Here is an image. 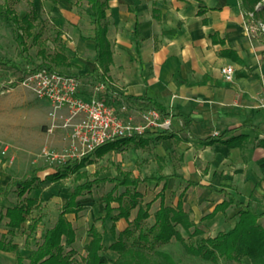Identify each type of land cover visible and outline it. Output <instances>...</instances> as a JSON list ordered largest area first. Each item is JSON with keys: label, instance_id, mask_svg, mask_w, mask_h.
I'll return each instance as SVG.
<instances>
[{"label": "rangeland", "instance_id": "obj_1", "mask_svg": "<svg viewBox=\"0 0 264 264\" xmlns=\"http://www.w3.org/2000/svg\"><path fill=\"white\" fill-rule=\"evenodd\" d=\"M30 1L38 9L39 16L35 31L40 30V40L36 42L32 37L27 36V47L21 55L19 52L21 46L18 45L14 37L10 21L0 14V59L15 60L23 68L31 69L42 62H51L52 64L51 55L56 51H61L68 56L70 61H79L84 64L87 54H91L89 51L84 53L79 49L77 33L74 29L82 26L83 32L87 33L90 30L89 24L92 20L87 0H59V2L54 0H0V4L11 6L21 17L30 9ZM77 15L79 20L76 19ZM53 66L62 73L79 76L85 95H96L105 99L125 119L146 121L144 107L124 99L120 92H113L105 88L97 89L96 86L99 82L88 73L89 69L83 68L82 71L72 65L56 63H53ZM22 75L25 74L15 66L0 63V171L10 174L14 168L17 176L23 178L26 173L38 166L41 179L38 181V185L23 194H19L17 186H13V190L9 194L1 196L0 209L2 212L7 206L25 202L29 196L36 197L37 202L26 214L27 219L15 230L14 234L8 231V217L0 216V232L5 235L3 238L18 244L16 250L0 249V264H16V257L19 253L24 255L25 262H28L31 250L43 240L46 230L54 225L67 200L68 193L78 183L87 180L93 181V184L90 190L85 188L82 194L77 196V202L81 209L78 213H66L76 230V238L71 244L63 240L64 251L71 253L75 264H84V257L87 253L86 244L91 238L89 228L93 223L103 232L102 259L105 260V264H116L119 253L111 249L110 244L116 239L111 227L112 216L119 211L118 202H113L114 209L106 215L103 196L114 187L116 192H122L126 188L124 184L117 183L116 180L122 179L125 172L130 173L132 177L141 179L138 189L143 194L144 203L154 199L165 181L163 178L159 184H156L152 180L145 179L151 175L166 177L165 201L167 204L175 205L180 193L184 190L186 207H189L193 213H190V216L203 230L202 233L189 235L178 224L177 227L187 243L197 242L203 236H213L217 230L233 224L237 213L235 206L225 211L224 215L219 213L212 218L202 219L201 217L203 216L202 212L208 211L212 200L206 188L189 185L187 179L203 182L216 181L219 184L221 178H225L228 174L231 177L232 171H236L234 167L230 166L231 163L220 159L225 153L218 147L203 146L194 138L181 142L172 138H163L155 131L154 134L144 136L148 138V142L145 144H137L134 141L119 144L102 154L93 153L89 159L84 160L83 166L77 170L68 171L67 176L57 181L43 179L47 172L62 168L64 161L69 157L61 155L55 158L50 157L46 153H42V148L47 147L48 150L62 153L64 145L68 142V129L62 125L64 119L59 115L55 120L51 119L49 124H44L42 130L38 128L39 118L45 116L47 111L51 118L49 114V111L52 110L51 104L49 101L37 97L27 85L21 83ZM65 112L67 111L65 110ZM176 123L178 126L180 125L178 121ZM176 123L172 122L171 129L176 128ZM160 129L162 128L159 127L158 130ZM59 133L63 139L58 143H51L49 139L51 140L53 135H59ZM76 157L78 156L71 158ZM215 159L219 164L214 163ZM101 177L106 179L101 180ZM4 183H0V191L5 185ZM159 201L160 198H157L152 202L149 208L150 216L143 222L144 228L154 222V214L159 206ZM257 201L260 207L263 200L258 199ZM136 212L137 207L131 210L130 219L134 218ZM35 217L40 219L36 228L31 230L29 223ZM127 225L128 221L124 218L118 219L116 232L118 233ZM137 234L138 230L135 231L134 236ZM155 248L172 254L179 264H216L201 255L188 251L184 243L175 237L167 242L157 243ZM148 252L154 257H159V254L152 249H149ZM246 260L248 261H244V264H251L249 259ZM220 262L237 264V261L225 258H220Z\"/></svg>", "mask_w": 264, "mask_h": 264}, {"label": "crops", "instance_id": "obj_2", "mask_svg": "<svg viewBox=\"0 0 264 264\" xmlns=\"http://www.w3.org/2000/svg\"><path fill=\"white\" fill-rule=\"evenodd\" d=\"M249 1H107L112 61L106 74L112 91L122 95L148 94L168 110L183 113L190 120L189 133L182 131L183 119L175 117L173 121L180 125L176 123V128L172 129L180 130L181 138H168L181 142L194 138L203 146L218 147L226 154L220 159L231 163L236 171H232L231 177L228 174L219 178V184L187 179V182L201 183L188 184L206 188L212 200L208 211L202 212L203 216L228 198L225 190L244 204L264 212V146L259 143L264 134L252 127L257 125L264 129V33H248ZM89 9L92 12L91 7ZM256 15L264 20L263 9ZM76 19H80L78 15ZM89 28L90 33L83 32L82 26L74 29L79 49L91 54H87L84 64L73 62L77 70L91 71L97 66L93 22ZM227 64L234 66L231 79H226L221 72V67ZM50 122L47 111L39 118L38 128L42 130L43 125ZM235 127L232 134L248 135L241 144H204L198 139ZM62 139L59 133L49 141L58 143ZM214 163L219 164L216 159ZM11 173L0 171V183L6 185L13 177H18L14 168ZM182 192L184 209L193 214L186 207L185 192ZM258 199L263 200L260 207ZM233 206L237 208L233 224L217 232L230 229L238 220L241 206L236 204L214 216L224 215ZM259 222L264 226V214ZM246 259L251 262L244 256V261H248Z\"/></svg>", "mask_w": 264, "mask_h": 264}, {"label": "trees", "instance_id": "obj_3", "mask_svg": "<svg viewBox=\"0 0 264 264\" xmlns=\"http://www.w3.org/2000/svg\"><path fill=\"white\" fill-rule=\"evenodd\" d=\"M107 1L108 0H87L92 9L91 20L94 24V34L92 37L95 41L97 51L95 57L97 66L89 71V73L98 81L103 82L107 90L112 91V84L106 74L112 61V45L108 37L106 13ZM258 1L259 0H250V10L246 12L254 10L256 15L257 12L262 9L264 10V6L255 9L254 6ZM30 4V9L21 17L11 6L0 4V14H3L10 21L14 37L18 42V45L21 46L19 51L21 55H23V52L27 47V36L32 37L36 42L39 41L41 37L40 30L35 31L39 13L31 1ZM51 60L54 64H64L68 66L74 64L69 60L68 56L61 51H56L52 54ZM0 63L15 66L24 74L28 71L37 70L44 66L49 69H55L51 62H42L31 69L23 68L15 60L0 59ZM100 69L101 73H98ZM122 96L129 102L136 103L144 108L157 109L162 117L170 116L172 118H182V131L189 133L190 120L183 113H174L168 110L148 94H123ZM252 127L258 132L264 134L263 128L257 125H252ZM235 129L236 127L227 128L207 137H198V139L204 144H212L214 142H220L229 146L241 144L243 139L247 138L248 135L244 133L232 134ZM179 132L180 130L164 129L158 130L157 135H160L163 138L176 137L180 139L181 136L179 135ZM154 133V131L149 130L147 132L148 135ZM131 141H134L137 144H145L148 142V138L144 136L129 137L111 142L106 146H99L96 150L86 153L79 159L67 160L62 165V168H56L53 171L47 172L43 179L57 181L60 178L67 176L69 173L68 171L77 170V168L83 166L85 163L84 160L89 159L93 153L102 154L119 144L129 143ZM259 143L264 146V138H260ZM39 171L40 167L36 166L31 172L26 173L23 178L13 177L12 180L3 186L0 191V203L1 196L9 194L13 190V186H17L16 189L19 194H23L28 189L38 185V181L41 179ZM163 178H165V181L161 190L155 195L153 200L145 203L142 199L143 194L138 189V183L141 179L132 177L128 172H125L122 179H116L117 183L126 186L122 192H116L114 187L104 194L103 200L106 215L114 209L113 202H118L119 211L112 216L113 224L111 227L116 239L110 244V248L119 253V259L116 264H179L172 254L155 248L157 243L167 242L171 240L172 237L181 240L188 251L201 255L216 264H223L220 262V258L235 260L237 261V264H244V256H248L251 259V264H264V226L259 222V217L264 214V212L261 213L255 210L250 204H244L242 201L235 198L231 192L225 190L228 198L217 203L212 211L202 216V219L213 217L217 212L224 211L231 204H236L237 206H241V208L238 210V220L234 226L228 230H221L213 236H203L197 242L187 243L182 232L177 227L178 224L182 226L189 235L202 233L203 230L197 226L196 222L190 217L189 212L184 209L182 198L183 192L180 193L175 205L166 203L165 189L167 186V179L165 176L157 177L151 175L145 179L152 180L156 184H159ZM103 179L106 178L101 177V180ZM188 183L195 185L201 184L192 180H189ZM92 184L93 181L88 180L80 182L68 193L67 200L63 204L54 225L46 230L43 240L31 250L28 255V262H25L24 255L19 253L16 257V264H75L71 253L64 251L63 240L71 244L76 238V230L73 227L72 222L67 218L66 213H78L81 206L77 202V196L82 194L85 188L90 190ZM208 186L212 187L211 185ZM157 198H160V201L159 207L154 214V222L147 228H144L143 222L150 216L149 208L152 202ZM36 202V197L29 196L25 199V202H18L14 205L7 206L4 212L0 209V216L3 217L5 215L8 217L7 224L10 233L14 234L15 230L27 219L26 214L30 212ZM135 207H137L136 215L133 219H130L131 210ZM120 218H124L128 221V225L117 233L116 221ZM39 219V217L32 218L29 223L31 230L36 228ZM136 230H138V234L134 236ZM89 233L91 238L86 244L87 253L84 257V264H105V260L102 259L101 254V251L104 248L103 232L92 223L89 228ZM4 236V233L0 232V249L16 250L18 244L11 240H5L3 238ZM131 238L132 240H130ZM149 249L158 253L159 257H154L150 254L148 252Z\"/></svg>", "mask_w": 264, "mask_h": 264}, {"label": "built area", "instance_id": "obj_4", "mask_svg": "<svg viewBox=\"0 0 264 264\" xmlns=\"http://www.w3.org/2000/svg\"><path fill=\"white\" fill-rule=\"evenodd\" d=\"M263 4L264 0H259L254 7L259 9ZM248 16V33H264V20L259 19L254 10L249 11ZM221 72L226 79H231L234 66L224 65L221 67ZM20 81L37 97L49 101L52 121L57 115L64 119L62 125L68 129V142L64 145L62 153L48 150L47 147L42 148V153L50 157L55 158L58 155L69 157L64 162L79 159L109 142L145 136L148 130L155 132L159 127L162 128L160 130L171 129L173 118L162 117L155 108H145V122L125 119L105 99L96 95H85L82 91L81 78L73 74L62 73L44 66L26 72ZM98 82L97 89H106L103 82ZM73 156L78 157L71 158Z\"/></svg>", "mask_w": 264, "mask_h": 264}, {"label": "water", "instance_id": "obj_5", "mask_svg": "<svg viewBox=\"0 0 264 264\" xmlns=\"http://www.w3.org/2000/svg\"><path fill=\"white\" fill-rule=\"evenodd\" d=\"M262 6H264V4H263ZM262 6H261V7H262Z\"/></svg>", "mask_w": 264, "mask_h": 264}]
</instances>
